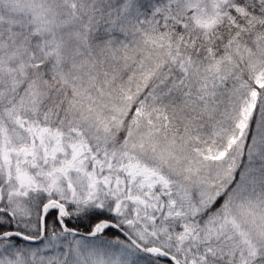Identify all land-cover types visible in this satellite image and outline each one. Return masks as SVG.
I'll list each match as a JSON object with an SVG mask.
<instances>
[{
  "label": "snow or ice",
  "instance_id": "1",
  "mask_svg": "<svg viewBox=\"0 0 264 264\" xmlns=\"http://www.w3.org/2000/svg\"><path fill=\"white\" fill-rule=\"evenodd\" d=\"M0 264H264V0H0Z\"/></svg>",
  "mask_w": 264,
  "mask_h": 264
}]
</instances>
